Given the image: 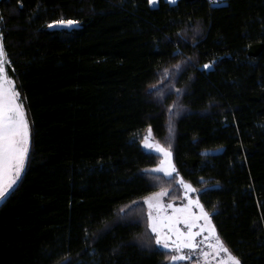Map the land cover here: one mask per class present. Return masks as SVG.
Listing matches in <instances>:
<instances>
[{
  "label": "trees",
  "instance_id": "1",
  "mask_svg": "<svg viewBox=\"0 0 264 264\" xmlns=\"http://www.w3.org/2000/svg\"><path fill=\"white\" fill-rule=\"evenodd\" d=\"M227 2L0 0L31 124L24 171L0 203V264H170L119 209L159 189L143 131L160 135L165 118L146 90L179 53L195 64L181 81L192 75V112L177 121L175 166L204 187L241 264H264V0ZM61 19L78 26H50Z\"/></svg>",
  "mask_w": 264,
  "mask_h": 264
},
{
  "label": "snow or ice",
  "instance_id": "2",
  "mask_svg": "<svg viewBox=\"0 0 264 264\" xmlns=\"http://www.w3.org/2000/svg\"><path fill=\"white\" fill-rule=\"evenodd\" d=\"M148 2L154 4L157 0H148ZM170 2H174V0H170ZM0 19H2V16H0ZM76 23L77 22L73 20L61 19L53 22V25L56 27L71 28L74 27ZM10 63V60L7 59L3 44V33L0 32V199H4L9 190L12 189L13 185L17 182V178L24 167L25 158L28 153L30 136L25 110L23 106L17 102L19 93L14 87V81L9 79L5 70V65ZM204 67L207 68L209 65H204ZM144 143L149 148L153 147L147 139H145ZM155 149L158 153L164 155L165 160L161 162L157 169H153V171L162 170L166 174L171 175L176 169L170 159V150L164 148L160 144H156ZM180 183L184 184L186 190L185 196H188L189 191H196L191 184L185 183L183 178H181ZM161 195H163V193H155L146 198L149 207V227L153 233L158 234L155 240L157 244H163L165 247L173 248L180 253L171 258L173 261L189 259L188 256L183 255L182 250L185 248L197 249L199 244L196 237L207 232L209 233V237H205V240L210 237L214 238L215 242L210 246L215 250L216 254L219 255L221 252L226 254V258L221 259L219 264H241L240 259L233 255L224 245L222 239L216 232L215 226L211 222L210 214L205 210L204 205L199 199L188 197V204L176 208L173 215L166 218L167 222L160 225L159 221L162 218L155 215L152 209H156L157 212H159L162 208V205L159 203V197ZM192 207H198L200 210L199 213H192ZM181 219L188 225L187 231H182L178 226ZM201 221H203V223ZM164 228H167L168 231L164 232ZM197 228L199 231H193V229ZM208 255V252L203 253L204 257H208Z\"/></svg>",
  "mask_w": 264,
  "mask_h": 264
},
{
  "label": "rangeland",
  "instance_id": "3",
  "mask_svg": "<svg viewBox=\"0 0 264 264\" xmlns=\"http://www.w3.org/2000/svg\"><path fill=\"white\" fill-rule=\"evenodd\" d=\"M167 1L170 2V0H167ZM177 1L178 0H174V2H170V3L174 4ZM158 5H159V0H157V2L154 4H151V6H153V7H156ZM187 37L191 38L192 36L190 35ZM194 61L195 60H193L191 57H188L186 55H183L182 53H179V55L176 59H174L169 64H167L163 69H161L162 73H159L161 70L158 72L156 80L152 84H150V86L146 90V96L148 98V101L153 103V104H156L159 108V110H158L159 113H162L164 118H165V126L163 129V132L160 135H156L152 131V129H150V127H147L143 131V147H144L145 151H150L151 152L150 155L155 158L154 166L145 169L144 173L152 180V182L156 186H158L159 189L156 192L152 193L151 195H149V196H147L141 200H138L139 202L135 201L136 203L132 202L130 204L122 206L119 209V215L121 217H132V216L134 217L135 216V217L141 219L142 221H144L145 226H146V233L148 234L149 238L153 242V245L165 249V251L167 252V254L169 256L168 262L170 264H219V261L221 259L226 258V254L223 252H221L219 255L216 254L215 250L210 246L211 244H213L215 242L214 238L210 237L209 239L205 240V237H209V233L204 232L200 236L196 237V240L199 244V247L197 249L185 248L182 250L183 255L188 256L189 259L173 261L171 258L173 256L179 255L180 253H178L177 250H175L173 248L165 247L163 244H157L155 242V240H156V236L158 234L153 233L149 227V224H150V221L148 218L149 207H148L146 198L152 196L155 193H163V195H161L159 197V203L162 205V208L159 210V212H157L156 209H152V211L155 215H158L159 217L162 218L159 221V224L162 225V224L167 222L166 221L167 217H170L173 215L176 208H179L183 205L188 204V197H191L192 199H199L200 200L199 195H200L202 188H204V187H196L192 183L183 179L185 183L191 184L196 189L195 192L189 191L188 196H185L186 190H185L184 184L180 183L181 178H179L177 176V174H176L177 170L175 172H173L171 175L166 174L162 170L161 171H153V169H157L160 166L161 162L165 160L164 155L162 153H158L157 150L155 149L156 144H160L164 148H167L170 150V152H171L170 159H171L172 163L175 165L172 147H173V142H174L175 134H176L177 121L182 116L192 112L190 110V108H188L183 101L184 95L190 90L191 82H192V75L189 77L188 81H186L184 83L181 81H182L183 75L186 72H188V70L190 68H192L194 66V64H195ZM171 66H179V68H177L176 71H173L171 78H168V77H166L165 74H167L166 71ZM5 70L7 72L9 79L14 81V79L9 75L8 64L5 65ZM174 79H176L177 81H174ZM174 82H175V87H176V88H174L175 93H171L170 95H167L165 97V99H161V97H162L161 93L163 91L169 90L171 84ZM14 87H15V82H14ZM15 89H16V87H15ZM175 100H177V101H175ZM17 102L19 104H21V102L19 100V96L17 97ZM173 105H176L177 108H174ZM26 120L28 122L29 131H30L29 147H28V153H27L26 158H25L24 167L21 170L19 177L17 178V182H18L20 176L22 175V173L24 171L26 161H27V157H28L30 147H31V124H30V120L27 117V115H26ZM145 139H147L148 142L153 145V147L149 148L148 146H146L144 143ZM175 169H177L176 166H175ZM16 183H15V185H16ZM206 183L207 182H204L203 185L205 186ZM15 185H13V187ZM7 194H6V196H7ZM4 199H0V203H2V201ZM134 203H135V205H133ZM170 205H171V207H170ZM205 210L211 216V213L206 208H205ZM199 211L200 210L198 207H192L191 208L192 213L198 214ZM201 222L203 223V221H201ZM211 222H212V217H211ZM178 226L181 228L182 231L188 230V225H186L182 219H181L180 224ZM163 231L167 232L168 229L164 228ZM193 231H199V229L198 228L193 229ZM173 239H174V237H173ZM204 252L209 253L208 257L203 256Z\"/></svg>",
  "mask_w": 264,
  "mask_h": 264
},
{
  "label": "flooded vegetation",
  "instance_id": "4",
  "mask_svg": "<svg viewBox=\"0 0 264 264\" xmlns=\"http://www.w3.org/2000/svg\"><path fill=\"white\" fill-rule=\"evenodd\" d=\"M177 68H179V66H171V67L166 71V73L168 74V75L165 74L166 77L171 78L173 71H176ZM159 73H162V70H161ZM174 81H177V80L174 79ZM174 88H176V87H175V82L171 84L169 90L163 91V92L161 93V95H162L161 99H165V97H166L167 95H170L171 93H175ZM177 98H178V97H177ZM178 99H179V98H178ZM178 99H177V100H178ZM177 100H175V101H177ZM173 107H174V108H177L176 105H173ZM164 126H165V125H164ZM146 152L149 153V154H151L150 151H146ZM176 170H177V169H176ZM176 172H177V173H176L177 176H178L179 178H182V177L179 175L178 170H177ZM201 193H202V192H200V194H201ZM199 197H200V196H199ZM137 202H139V201H137ZM135 203H136V202H135ZM135 203H134L133 205H135ZM157 247H158V246H157ZM159 248H160V247H159ZM162 249H164V248H162ZM164 250H165V249H164Z\"/></svg>",
  "mask_w": 264,
  "mask_h": 264
},
{
  "label": "water",
  "instance_id": "5",
  "mask_svg": "<svg viewBox=\"0 0 264 264\" xmlns=\"http://www.w3.org/2000/svg\"><path fill=\"white\" fill-rule=\"evenodd\" d=\"M228 2L227 0H224V1H221V2H211V6L213 8H217V7H224V6H227ZM78 24L76 23V25L74 27H77ZM53 28H67V27H56V26H52ZM73 28V27H71Z\"/></svg>",
  "mask_w": 264,
  "mask_h": 264
},
{
  "label": "built area",
  "instance_id": "6",
  "mask_svg": "<svg viewBox=\"0 0 264 264\" xmlns=\"http://www.w3.org/2000/svg\"><path fill=\"white\" fill-rule=\"evenodd\" d=\"M211 2H221V1H224V0H210Z\"/></svg>",
  "mask_w": 264,
  "mask_h": 264
}]
</instances>
